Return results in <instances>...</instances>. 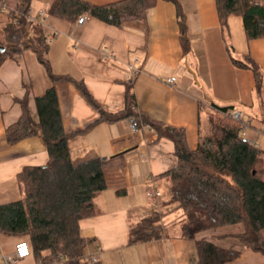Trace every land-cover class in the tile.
I'll list each match as a JSON object with an SVG mask.
<instances>
[{"label":"crops","instance_id":"1","mask_svg":"<svg viewBox=\"0 0 264 264\" xmlns=\"http://www.w3.org/2000/svg\"><path fill=\"white\" fill-rule=\"evenodd\" d=\"M50 1L31 0L29 12L39 20V10L45 12L40 25L49 44L52 72L81 80L103 110L123 109L125 84L131 83L137 110L154 121L182 128L188 146L195 148L205 104L213 101L233 105L245 123V137L264 149V76L257 92L252 71L238 67L231 59L248 53L264 73V37L247 40L241 16H228L223 36L215 0H179L189 41L184 53L176 7L171 1L156 0L144 19H127L121 26L88 14H84L82 23L51 16L46 13ZM85 1L104 4L116 0ZM3 23L0 15V38ZM103 47L111 49L113 56L103 58ZM129 65L136 68L135 73ZM172 76L175 80L168 82ZM51 84L56 90L63 129L70 133L72 162L117 155L104 168L106 186L95 197L94 213L80 220L84 256H93L100 264H194V242L178 236L176 221L180 210L163 204L167 179L159 175L175 165L172 141L157 139L147 126L132 128L125 117L98 119L97 109L73 80L52 81L30 49L0 63V204L20 198L16 175L23 166L42 165L48 158L37 136L12 144L6 141L5 128L20 115L16 98L27 95L30 114L36 117L34 96ZM149 180H154L160 191L157 197L146 195ZM151 209L164 213V233L159 238L129 243L130 225ZM241 230L238 223L196 236L240 251L236 258L223 264H264L261 253L243 247L231 236ZM18 241V236L0 233V257L13 253ZM15 264L41 263L28 254Z\"/></svg>","mask_w":264,"mask_h":264},{"label":"trees","instance_id":"2","mask_svg":"<svg viewBox=\"0 0 264 264\" xmlns=\"http://www.w3.org/2000/svg\"><path fill=\"white\" fill-rule=\"evenodd\" d=\"M8 2V0H5ZM3 16L0 38V63L24 49L32 50L52 81L73 80L86 100L97 109L98 119L128 118L135 128L150 127L156 138H168L173 143L175 165L159 177L167 179L164 206L180 210L176 224L178 236L194 242L197 260L194 264H223L239 255V250L224 248L197 233L232 224L242 230L231 236L243 247L264 256V149L247 141L241 134L245 125L235 119L233 105L208 101L210 133H199L195 148L187 144L184 130L150 119L136 108L132 84L126 83L124 107L106 112L93 99L81 80L52 72L49 44L38 23L26 21L31 0H12ZM156 0H116L94 4L85 0H51L46 13L70 22L79 14H88L107 24L121 26L127 19L142 20ZM175 4L183 52L189 48L185 36V19L179 0ZM216 12L223 36L227 32L229 15L242 17L247 40L264 37V0H215ZM230 53L231 46H227ZM235 65L250 69L254 87L260 92L263 70L248 53L231 56ZM20 115L4 131L9 144L37 136L47 151L42 165H26L17 173L20 191L17 200L0 204V233L18 236L29 244L35 261L41 264H100L90 262L83 254L80 220L94 213L95 197L105 186L104 168L117 155L96 156L78 163L70 158L68 138L62 126L54 85L34 96L36 117L31 116L28 96L17 99ZM204 105H200V108ZM201 109H198V114ZM161 210L151 209L132 223L129 243L159 238L164 233Z\"/></svg>","mask_w":264,"mask_h":264},{"label":"built area","instance_id":"3","mask_svg":"<svg viewBox=\"0 0 264 264\" xmlns=\"http://www.w3.org/2000/svg\"><path fill=\"white\" fill-rule=\"evenodd\" d=\"M10 10V7L8 6L7 2L5 0H0V13L1 14H5L7 11ZM39 15L41 16V19H37L35 18L33 15H31V13L28 11V13L26 14L25 18L26 21L29 23H38L41 24L42 21H44L45 19V12L44 10H39ZM85 19V15L84 14H79L77 16L76 22L77 23H82L83 20ZM54 35H52L50 37V39H52ZM100 54L103 58L105 57H110L113 56V51L107 47H103L100 51ZM130 70L132 71V73H135L136 68L133 65H129ZM175 80V77H169L168 78V82H173ZM232 116L237 119L240 120L244 123L242 117L240 116V113L236 110H232L231 112ZM129 124L132 128L134 127V124L132 123L131 120H129ZM245 125V123H244ZM241 134L243 136H245V126L243 128H241ZM247 141L255 144V142L249 138H246ZM148 184L150 185V188H148L146 190V195L148 197H157L160 194V191L157 189L156 184L154 182V180H149ZM30 252V247L29 244L24 241V240H19L16 244H15V249L13 251V253L9 254V255H2V257H0V264H15L18 258L24 257L26 255H28ZM86 259H88L90 262H96V258L95 257H85Z\"/></svg>","mask_w":264,"mask_h":264},{"label":"rangeland","instance_id":"4","mask_svg":"<svg viewBox=\"0 0 264 264\" xmlns=\"http://www.w3.org/2000/svg\"><path fill=\"white\" fill-rule=\"evenodd\" d=\"M7 4L12 6L13 1L12 0H8ZM209 133H210V123H209L207 114L203 111L202 119H201V134L202 135H207Z\"/></svg>","mask_w":264,"mask_h":264},{"label":"water","instance_id":"5","mask_svg":"<svg viewBox=\"0 0 264 264\" xmlns=\"http://www.w3.org/2000/svg\"><path fill=\"white\" fill-rule=\"evenodd\" d=\"M193 76H194V73H193Z\"/></svg>","mask_w":264,"mask_h":264}]
</instances>
